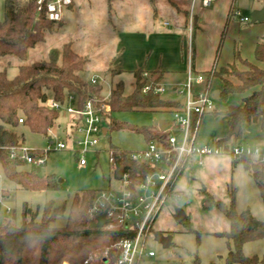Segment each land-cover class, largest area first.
<instances>
[{
	"label": "rangeland",
	"instance_id": "rangeland-1",
	"mask_svg": "<svg viewBox=\"0 0 264 264\" xmlns=\"http://www.w3.org/2000/svg\"><path fill=\"white\" fill-rule=\"evenodd\" d=\"M185 1H179V4L190 8L191 2L188 1L186 5ZM257 2L258 0H235L223 39L221 59L235 41L245 45L248 38L246 27L254 22V10L251 9ZM174 8L170 0H74L73 7L65 9L62 25L55 23L51 30H46L44 40L30 48L25 59L13 55L0 57V70L7 69L8 77L14 78L20 65L47 60L50 49L71 41L74 50L85 55L88 60L81 76L89 83L92 76H97L99 82L95 86L102 87L98 97L110 99L111 88L117 82L122 81L125 93H131L135 87L133 71L138 67H158L161 56L164 55L168 69L173 71L165 76L161 95L183 102L187 97L189 40L184 39L183 50L180 47L174 50L172 41L177 37L170 35L172 40H169V35H161L168 33V29L163 26L164 21L170 20L176 24L177 10ZM236 9L240 12L237 13ZM3 17L4 0H0V20ZM241 17H248L249 22L242 23ZM223 28L219 34L216 33L218 40ZM154 29L158 38L148 34ZM135 32L143 35H138L132 42L127 34ZM120 34L124 35L121 37ZM120 37L122 44L119 42ZM112 69L121 71L112 75ZM218 69L219 66L215 71ZM198 73L205 76L204 72L193 71V78ZM152 78L149 77V81L153 82ZM206 84V76L202 82L194 79L192 93L197 95L204 91ZM220 86L219 78H214L210 93ZM235 101V97L230 95L227 101L214 99L212 105L207 106L198 126V143H221L229 146L237 143L252 147L264 145L247 142L243 137L238 142L233 139L222 140L228 133L227 123L223 115H215L213 110H225ZM112 116L139 127L146 126L153 132L162 131L165 135L171 133L178 140L183 137V131L178 128L170 108L118 111L112 113ZM71 118L61 111L55 126L51 128L53 131H49L47 136L32 132L22 123L15 128L27 148L45 149L51 141H64L67 148L54 147L48 153L44 166L36 171L40 176L55 175L59 185L55 189L27 190L9 180L3 171L0 172V188L4 191L0 199V225L9 221L21 225L25 205L37 213L39 219L47 202H53L56 206L65 204L63 215L55 222L58 226L65 225L70 203L76 194L88 189L119 188L120 180L115 177L109 161L111 146L130 152L148 147L149 141L142 132L110 129L99 137L96 146L84 156L79 155L74 151L77 147L74 143L75 136H70ZM161 121L168 123L164 129L160 128ZM104 125L108 128V123ZM82 157L87 161L85 165L80 164ZM19 168L32 170L30 166ZM179 170L173 188L167 193L147 238V247L155 251V256L144 258L140 264H229L227 257L233 245H229L221 234L229 230L230 223L215 202L221 201L227 206L233 203L238 212L249 208L257 219L264 221V200L251 171L246 170L243 162L234 160L228 152L205 155L201 163L199 156L193 155ZM179 211L186 215L184 221L177 219ZM157 234L171 236V244L164 246L156 239ZM243 252L248 257L262 260L264 237L246 242ZM64 264H68L67 261Z\"/></svg>",
	"mask_w": 264,
	"mask_h": 264
},
{
	"label": "trees",
	"instance_id": "trees-1",
	"mask_svg": "<svg viewBox=\"0 0 264 264\" xmlns=\"http://www.w3.org/2000/svg\"><path fill=\"white\" fill-rule=\"evenodd\" d=\"M170 2L179 9L175 0ZM183 14L187 19V26L189 13L184 11ZM54 24L44 11L38 10L36 0H4V17L0 20V57L13 55L25 59L29 49L43 41L44 32L51 30ZM62 24L63 21L58 22V26ZM223 38L224 32L222 40ZM254 59L255 62L244 59L235 50L234 62L219 67L218 71H215L218 67L215 63L204 72L207 75L206 87L210 88L214 78H219L222 82V101H227L231 94L251 92L242 99L241 104H230L225 110H213L215 115L228 117L229 130L222 139L224 141L233 139L238 142L245 123L253 124L260 120L264 130V66L258 65H264V35L255 47ZM87 61V57L76 52L69 41L61 47L50 49L47 60L20 65L14 78L8 77L7 69L0 70V172L3 171L12 182L32 191L55 189L59 186L53 174L40 176L36 170L20 169L24 165L12 161L6 147L23 143L22 137L15 130L21 124L20 118L23 119L22 124L32 132L48 135L60 113L43 104L46 97L52 96L63 102L68 95H75L81 104L87 99L98 97L102 87L89 83L81 76ZM144 72L142 68L133 71L135 87L129 94L125 93L122 81L112 87L107 132L110 129H129L144 133L148 141L162 140V134L153 133L146 126L139 127L120 121L112 113L168 108L175 111L183 107L181 102L166 99L154 90L143 92V86L149 77H153V84L158 85L163 75L161 71L155 70L146 72L148 77H145ZM115 73L118 70L112 69V75ZM202 117L203 115L199 117L194 114L192 125ZM109 152L110 165L116 178L119 177L118 174L130 171L133 181L140 172L154 171L150 166L132 160L130 151L111 146ZM240 161L251 171L264 200V165L252 170L255 164L252 158L243 157ZM96 192L97 190L88 189L73 197L63 226H58L55 222L63 215L65 204L56 206L53 202H47L39 219L37 213L25 205L21 225L10 221L0 225V264H64L65 261L68 264H117L119 251L113 245L120 239L131 236V233L124 227L117 213L103 227L91 225L88 211ZM3 195L4 191L0 188V199ZM215 204L230 223L229 230L221 234L229 245H233L227 257L228 263L264 264V258L257 260L243 252L246 242L264 237V221L257 219L249 208L238 212L233 203L227 206L216 201ZM106 251L108 261L104 256Z\"/></svg>",
	"mask_w": 264,
	"mask_h": 264
},
{
	"label": "built area",
	"instance_id": "built-area-1",
	"mask_svg": "<svg viewBox=\"0 0 264 264\" xmlns=\"http://www.w3.org/2000/svg\"><path fill=\"white\" fill-rule=\"evenodd\" d=\"M214 0H202L204 6H209ZM38 10L44 11L49 20L58 23L64 19V12L73 0H36ZM196 0H192L191 13L189 17L190 30L193 27V10ZM236 12L240 11L236 9ZM242 21H248V17H241ZM165 25H170L166 21ZM148 77V74H144ZM206 80H207V75ZM202 73H198L195 78L192 71L189 70L187 97L183 107L173 112L174 120L178 128L183 131V137L178 140L176 136L169 133L163 135L162 140L149 141L148 147L141 151L129 152L132 160L141 164L150 166L154 169L152 173L140 172L132 181L130 171L120 174V186L117 190L105 188L97 190L91 206L89 216L92 221H96L102 213H107V218L112 221V215L117 213L118 218L124 224V227L131 233V236L124 237L117 241L113 247L119 251L117 264H140L146 257H154L155 251L148 249L147 238L152 229L153 222L167 196L171 192L175 178L179 174V169L193 155L199 156V162L208 154H218L228 152L234 160H240L243 157H250L255 164L264 165V145L249 146L241 144L222 145H204L197 141L198 126L200 118L196 124L192 125L194 114L199 117L204 115L207 106L213 103V92L210 88L197 95L192 93L193 81L202 82L205 80ZM98 77L92 76L90 83L96 85ZM143 92L154 90L155 93H162L164 87L162 84L154 85L148 81L143 86ZM43 104L51 109L65 112L70 115V136H75L74 151L84 156L91 148L99 143V137L104 134V124L108 123L111 114V105L109 99L99 97L87 99L82 104L75 95H68L62 101L55 100L52 96L45 98ZM20 123L23 119L20 118ZM53 131L52 129L49 130ZM80 136V137H79ZM66 149L67 144L64 141H53L45 149H30L20 143L14 146L6 147L10 158L24 166H30L32 170L44 166L48 153L53 149ZM87 163L85 158H80V164ZM38 170V171H39ZM37 171V170H36ZM156 176V177H154ZM109 224V223H107ZM106 261L108 258L105 252Z\"/></svg>",
	"mask_w": 264,
	"mask_h": 264
},
{
	"label": "crops",
	"instance_id": "crops-1",
	"mask_svg": "<svg viewBox=\"0 0 264 264\" xmlns=\"http://www.w3.org/2000/svg\"><path fill=\"white\" fill-rule=\"evenodd\" d=\"M175 1L179 5L178 6L179 9L175 7L177 10V17L175 20L176 24H173V22L170 20H166L170 22V25L167 26L165 25L166 21H164L163 26L166 30L168 29L167 30L168 33L166 32L161 35H164V34L169 35L168 36L169 40H172L171 39L172 36L170 35H174V37H177L173 39L172 41L173 46L171 45L174 50H176L179 47L181 50H183L184 39L186 41L187 39L189 40L188 42L189 70H191L192 72L193 71L206 72L209 69H211L215 63H217L219 67L229 65L232 62H234L235 50H238L240 52L242 58L247 59L251 62H255L254 50H255L257 43L260 42L261 37L264 35V20L254 21L252 25L247 26L246 31H248V38H247V41L245 42V45H242L241 43L235 41L231 49L228 50L224 54L223 59H221V56H222L221 50H222V45L224 43V41L222 40V35H223V32L225 35L227 26L230 23V16L233 12V11L231 12V8L234 7L235 0H214L209 6H204L202 3V0H196L194 10H193V20H194L195 25H193L191 30L189 27V17L191 13V7L186 8V7H182L180 5L181 3L179 4V1L181 2L184 0H175ZM188 1L191 2V5H192V0H186L184 3L187 5ZM73 5H74V0H73V3L68 8H72ZM259 9H264V0H258L257 4H255L251 10L253 11V10H259ZM184 11L186 13H189L187 26H186L187 19L185 15L183 14ZM62 21L64 22V20ZM240 21L242 23L249 22V20L242 21L241 19ZM222 28H223V31L221 33V38L220 40H218L216 38L217 36L216 33L219 34ZM170 29L173 30L174 32H171ZM148 34L156 36V38H158V33L156 32L155 29L154 31H151ZM122 35L124 34H120L119 36L122 37ZM138 35H143V34L139 32L130 33L129 35L127 34V36H130V38L128 39H130L132 42ZM121 37L119 39L120 44L123 43L121 41ZM219 47H220V50L218 51ZM164 58H165L164 55H162L161 60L159 61L157 65L158 67H154V68L138 67V68L144 69L145 70L144 73L155 71V70L161 71L163 75H162L160 84H162V82L165 79V76H167V74L173 71L171 69H168L169 67L166 65ZM258 65L261 67L264 66L262 63H258ZM240 67L244 68L242 64L240 65ZM120 71L121 70H118V73H120ZM118 73H115V74H118ZM220 83L222 85L221 81ZM216 90L220 91L221 86L218 89H215L214 91ZM250 93L251 92L249 91L245 94H231V96L235 97L236 101L230 104H241L243 102L242 99ZM181 103L183 104L184 101ZM173 110L174 109H172V112H174ZM223 116L225 117V121L227 123L226 131H228L229 130L228 117L225 115ZM153 133L165 135L162 131H158V132L154 131ZM242 137L247 142H259V143L264 144V130H262L261 128V121L259 120L258 122L253 123V124H246V123L243 124L242 125Z\"/></svg>",
	"mask_w": 264,
	"mask_h": 264
},
{
	"label": "water",
	"instance_id": "water-1",
	"mask_svg": "<svg viewBox=\"0 0 264 264\" xmlns=\"http://www.w3.org/2000/svg\"><path fill=\"white\" fill-rule=\"evenodd\" d=\"M264 20V9H259V10H254L253 11V21H263ZM213 98L214 99H217L219 100L220 99V91L219 90H216L213 92L212 94ZM167 125V122L166 121H161L160 122V128L161 129H164L165 126ZM107 133V129L104 128V134ZM257 168H259V165L258 164H255L253 167H252V170H256ZM36 170L38 171L39 168H36ZM118 176L120 177V174H118ZM156 177V176H154ZM107 213H102L96 221H92L91 222V225L93 227H103L105 224L107 223H110L111 222V219L110 218H107ZM186 218V215L182 212V211H179L178 212V216H177V219L179 221H183L184 219ZM156 239L161 242L164 246L168 247L170 244H171V236H163L162 234H157L156 235Z\"/></svg>",
	"mask_w": 264,
	"mask_h": 264
}]
</instances>
